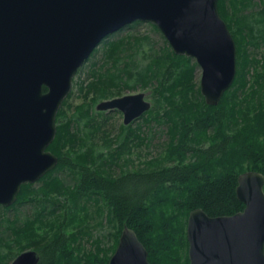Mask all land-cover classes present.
Returning <instances> with one entry per match:
<instances>
[{"label": "water", "instance_id": "obj_1", "mask_svg": "<svg viewBox=\"0 0 264 264\" xmlns=\"http://www.w3.org/2000/svg\"><path fill=\"white\" fill-rule=\"evenodd\" d=\"M218 0H0V207L16 202L23 184H34L58 164L47 151L56 114L74 76L107 36L135 22L157 28L173 53L201 69L200 93L217 106L236 75V47L220 17ZM43 88L46 90L43 91ZM143 93L99 102L118 110L124 126L151 109ZM264 176H237L242 211L187 218L189 264H264ZM35 250L10 264H39ZM108 264H151L134 230L123 226Z\"/></svg>", "mask_w": 264, "mask_h": 264}, {"label": "trees", "instance_id": "obj_2", "mask_svg": "<svg viewBox=\"0 0 264 264\" xmlns=\"http://www.w3.org/2000/svg\"><path fill=\"white\" fill-rule=\"evenodd\" d=\"M260 1L263 5L264 0ZM227 6L236 27V37L232 36L236 47V75L217 106L207 105L196 87L195 61L174 54L166 40L162 54L154 52L149 64L136 72L133 69L137 66L133 62L125 63L123 70L117 68L120 57H114L121 52L124 40L119 44L109 42L106 57L108 61L114 60V72L107 70L108 74L102 80L107 86L113 88L118 80L126 77L127 81L135 78V83L145 88L157 79L155 92L158 99L148 114L153 109L166 110L164 113L171 125L172 140L164 158L151 163L155 168L146 172L123 173L113 178L96 166L95 155L94 168L87 164L88 154L86 157L81 153L80 156H64L62 149L66 145H74L75 141L69 132L72 122L70 119L64 121L66 116L60 109L56 114L55 137L46 149L58 158V164L38 181L43 182L38 191L42 199L33 196L37 195L33 184H23L15 204L0 207L4 213L17 205L34 202L44 208L48 203L53 208L52 194L65 192L75 198V202L82 197L95 199L96 203L101 201L103 207L99 212H106L107 222L114 227L111 246L103 248L96 239L93 251L84 252L81 239L89 234L85 235L76 227L67 233L64 224L72 226L74 220L71 222L66 215L57 216L52 221L55 224L49 227H43L40 217L28 219L21 226L6 219L3 233L0 230V246L4 245L7 251L0 254V264H7L29 248L39 253V264H108L124 225L134 230L146 248L151 264H189L186 253L189 213L200 208L208 216L216 217L230 216L243 210L244 205L235 194L237 176L248 171L264 176V84L260 89L239 97V91L246 87L248 69L255 66L246 46L250 49L259 46L260 39L254 33V26L240 15L242 10L255 6V3L252 0H231L227 4L226 0H218V13L226 22ZM259 13L254 22L264 25V6ZM258 31L264 43V29ZM261 73L256 77L257 82L264 79V62ZM135 86L127 84L126 87L133 89ZM107 88L101 89L105 92ZM240 120L242 123L238 125ZM177 135L179 138L174 141ZM56 168L71 173L72 186L65 187L59 180L49 181ZM51 212L54 214L55 209Z\"/></svg>", "mask_w": 264, "mask_h": 264}, {"label": "rangeland", "instance_id": "obj_3", "mask_svg": "<svg viewBox=\"0 0 264 264\" xmlns=\"http://www.w3.org/2000/svg\"><path fill=\"white\" fill-rule=\"evenodd\" d=\"M229 1L231 0H226V3L228 4ZM252 2L255 3V6L242 10L240 15L245 16L249 23L254 26V33L258 40L260 39V45L251 49L246 46V50L249 49L252 61H255V66L254 68L251 67L248 69L246 73V87L242 91H239V97L255 91V89H260L262 84H264V79L258 82L256 81V77L262 74L261 65L264 62V43L262 42V35L258 33V30L264 29V25L259 22H254L258 18L259 11L264 4L262 5V1L260 0H252ZM228 11L229 13L226 17L227 22L223 20L230 34L234 37L236 27L233 25L230 7H228ZM244 33L248 37V33ZM142 37H145V40ZM136 38H138V41L135 40ZM121 40H124L125 44L121 48V52L117 53L114 57V59L120 57L117 63V68L120 70L125 68V63L131 64L132 62L137 66V69H133V71L142 70L149 64L153 53L162 54L163 47L165 46V38L163 35L157 28H152L149 23L139 22L138 24L135 22L109 35L102 40L90 57L78 69L73 78L71 90L59 108V110H64L63 112L66 116L64 121L70 119L72 122L69 132L75 141L74 145H66L62 149V154L64 156H77L81 153L84 157L88 154L87 164L93 168L95 155L96 166L112 175L113 178L123 173L152 170L155 167L151 163L161 161L164 158L172 140L171 125L169 122L167 123L168 118L164 113L166 111L164 109L159 111L153 109L148 114L149 110L127 126L123 124V115L120 111L112 110L101 112L96 110V105L99 102L137 93H143L145 95L144 99L151 103V109L156 105L158 99V94L155 92V87L158 83L157 79L153 80L145 88L140 83H135V78L127 81L126 77H124L123 80H118L116 86L113 88L107 86L102 81L107 76L108 69L114 72L112 68L114 60L108 61L106 57L110 49L109 42L114 41L119 44ZM193 61L195 60L193 59ZM200 77L201 69L197 65L194 82L198 88L200 85ZM127 84H136V86L133 89H128L126 87ZM92 85L94 88H91ZM101 88L107 89L104 92ZM94 100H96L95 103H93ZM164 107L167 108L165 105ZM62 121L63 119L60 122ZM241 123L242 121L240 120L238 125ZM57 124L58 122L56 123L55 118V125ZM178 138L179 135L175 137L174 141L178 140ZM207 146L208 143L205 144V147ZM100 155H102L101 158H99ZM53 180L61 181L65 187L72 186L73 184L72 175L68 170H58L56 168L51 172L49 177V181ZM42 186L43 182L33 184L34 194H37L33 195L34 197L38 196V191H40ZM65 193H63L64 195L52 194L51 199L55 203V206H53L55 209L54 214L51 212V209L53 211L52 206H49L48 203H46L45 208L37 205L36 202L25 203L15 206L14 209L6 213L0 209V224L2 225L0 230L3 233L6 219L21 226L28 219L40 217L44 224L43 227H49L51 224H55L52 221L57 216L62 217V215H66L70 218L71 222L72 219L74 220L72 226L64 224L67 233L72 232L76 227L77 230L82 229L85 235L89 234L88 237L81 239L80 245L84 252L93 251V242L96 239H99L101 242V247L109 248L113 241L112 235L114 234V227L107 222V213L99 212L103 207L101 201L96 203L95 199L82 197L75 202V198L70 197L69 193ZM38 197L42 199L41 196ZM75 208H78V211ZM79 208L82 211H79ZM64 222H66V219ZM12 235H10L11 238ZM27 250L34 249L29 248L24 251ZM6 251L5 246L1 245L0 254H4ZM13 259L7 264H10Z\"/></svg>", "mask_w": 264, "mask_h": 264}]
</instances>
